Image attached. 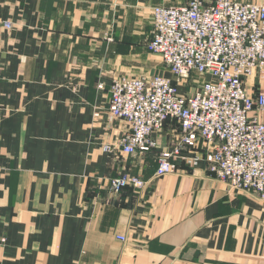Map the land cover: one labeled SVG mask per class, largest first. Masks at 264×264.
<instances>
[{
    "label": "crops",
    "instance_id": "crops-1",
    "mask_svg": "<svg viewBox=\"0 0 264 264\" xmlns=\"http://www.w3.org/2000/svg\"><path fill=\"white\" fill-rule=\"evenodd\" d=\"M190 1L0 0V264H264L258 194L230 190L189 153L156 178L177 125L129 156L128 127L108 112L113 78L173 79L146 47L152 12ZM245 85L264 94V70ZM126 173L146 189L112 193Z\"/></svg>",
    "mask_w": 264,
    "mask_h": 264
},
{
    "label": "built area",
    "instance_id": "built-area-1",
    "mask_svg": "<svg viewBox=\"0 0 264 264\" xmlns=\"http://www.w3.org/2000/svg\"><path fill=\"white\" fill-rule=\"evenodd\" d=\"M152 21L147 50L161 58L173 79L113 78L108 112L128 127L122 151L137 156L158 150L157 137L173 122L179 138L158 153L156 178L176 173L174 161L189 153L194 165L205 160L230 190L251 191L264 201V94L254 97L245 85L264 70V4L191 0L155 7ZM190 81H197L196 89L181 93L179 85ZM104 150L111 153V146ZM146 187L143 176L128 173L109 184L116 194Z\"/></svg>",
    "mask_w": 264,
    "mask_h": 264
},
{
    "label": "rangeland",
    "instance_id": "rangeland-1",
    "mask_svg": "<svg viewBox=\"0 0 264 264\" xmlns=\"http://www.w3.org/2000/svg\"><path fill=\"white\" fill-rule=\"evenodd\" d=\"M153 55V54H152ZM156 55H154V57H155ZM128 78H131V77H128ZM183 85V84H182ZM196 85V86H195ZM195 87H197V81H194V82H188V84H187V88H188V92H193L196 88Z\"/></svg>",
    "mask_w": 264,
    "mask_h": 264
},
{
    "label": "trees",
    "instance_id": "trees-1",
    "mask_svg": "<svg viewBox=\"0 0 264 264\" xmlns=\"http://www.w3.org/2000/svg\"><path fill=\"white\" fill-rule=\"evenodd\" d=\"M132 189V188H131Z\"/></svg>",
    "mask_w": 264,
    "mask_h": 264
}]
</instances>
